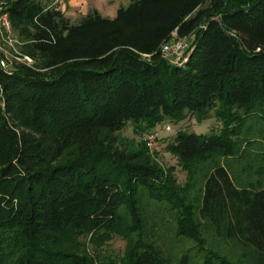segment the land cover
Wrapping results in <instances>:
<instances>
[{
	"label": "trees",
	"instance_id": "trees-1",
	"mask_svg": "<svg viewBox=\"0 0 264 264\" xmlns=\"http://www.w3.org/2000/svg\"><path fill=\"white\" fill-rule=\"evenodd\" d=\"M3 5L36 68L0 69V264H264V0H131L76 23L41 0ZM174 34L184 63L162 54ZM211 112L219 129L167 145L184 185L145 144L118 145L130 120ZM150 205L187 243L174 259L149 236Z\"/></svg>",
	"mask_w": 264,
	"mask_h": 264
},
{
	"label": "rangeland",
	"instance_id": "rangeland-1",
	"mask_svg": "<svg viewBox=\"0 0 264 264\" xmlns=\"http://www.w3.org/2000/svg\"><path fill=\"white\" fill-rule=\"evenodd\" d=\"M4 1L5 0H0V4H4ZM41 1L43 4H48L50 6L57 5L60 9L61 5L67 6V0H60V2L59 0ZM130 3L131 0H100L97 4L99 9L96 7H93V9L98 10L99 13L105 17L114 18L119 8L127 7ZM67 16L72 20V22L76 23L85 15L68 12ZM20 41L24 44V41ZM21 48L22 45L20 46V50ZM17 65L18 64L16 63L14 64L15 67ZM211 113V117L203 121H199L195 116L189 115L183 121L177 123L173 121H166L157 125L153 130L150 131L142 129L137 130L135 122L130 120L122 130L116 132L118 145L123 149L135 151L141 149V147H144V144L147 147L145 141L146 135H148L150 132H158V147L154 150H150L147 147V150L149 151L152 160L158 163L162 168L166 170L170 168L174 169L179 183L184 185L188 178V171L183 169L178 158L168 151L167 145L174 139L175 134L179 129L193 130L197 133H208L212 129H219L221 127V123L215 118L214 112ZM166 126H170L171 130L167 131ZM220 163L228 165L231 168L233 174H236L238 171L239 165H237L234 160L221 159ZM212 166L213 164L210 163H201L197 164L195 169L197 170L198 174H202L207 172ZM189 196L193 197L194 194L191 192ZM145 213L149 219L148 223L146 224L149 226L147 227V231L150 232L149 236L151 240L153 242L155 241L169 258L174 259L177 255H179V252L187 246V243L175 236V232L172 228L173 219L171 214L168 212V210H160L157 212L155 209H153V205L148 206L145 209ZM154 219H156V221L153 223ZM125 246L126 241L122 237L115 235L114 238L104 246V251L107 252V254L118 256L123 254ZM89 250H91V248H89Z\"/></svg>",
	"mask_w": 264,
	"mask_h": 264
},
{
	"label": "built area",
	"instance_id": "built-area-1",
	"mask_svg": "<svg viewBox=\"0 0 264 264\" xmlns=\"http://www.w3.org/2000/svg\"><path fill=\"white\" fill-rule=\"evenodd\" d=\"M23 43L13 34V28L9 13L3 4H0V69L13 71L14 64H22L29 68H36V60L20 50ZM190 41L174 34L172 39L162 46V54L173 63H184L188 60ZM14 63V64H13ZM170 131L171 127L166 126ZM158 132H150L146 135V145L150 150L158 147Z\"/></svg>",
	"mask_w": 264,
	"mask_h": 264
},
{
	"label": "crops",
	"instance_id": "crops-1",
	"mask_svg": "<svg viewBox=\"0 0 264 264\" xmlns=\"http://www.w3.org/2000/svg\"><path fill=\"white\" fill-rule=\"evenodd\" d=\"M98 1L100 0H67V6L61 5V9L66 15L68 12L87 15L91 10H94L93 7L99 9Z\"/></svg>",
	"mask_w": 264,
	"mask_h": 264
}]
</instances>
